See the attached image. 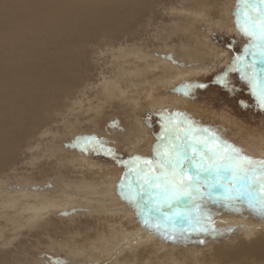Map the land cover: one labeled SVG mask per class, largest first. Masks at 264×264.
Returning <instances> with one entry per match:
<instances>
[{
    "label": "bare ground",
    "instance_id": "6f19581e",
    "mask_svg": "<svg viewBox=\"0 0 264 264\" xmlns=\"http://www.w3.org/2000/svg\"><path fill=\"white\" fill-rule=\"evenodd\" d=\"M205 1L206 0H204V3ZM176 2L178 3V0H0V178L5 176V171H10V169L15 166L16 160H18V162L20 161L17 159L18 156L24 157L27 155H24V152L28 154L35 152L34 155H37L42 148L38 146L39 142H41H38L40 138L39 133L41 132L43 134L45 132L47 134L49 132H47V127L53 123L60 127L65 126L66 131L64 130L65 132L60 136L58 133L53 134L52 139L49 138L52 146L50 148L48 146L46 150L41 153L46 160H52L53 157H56L55 160L53 159L54 163H57L59 159H62L61 163H63L64 158L62 155L63 153H67L68 150L61 146L63 142L58 141L59 138L60 140L63 138L67 140L68 138H77L74 137L76 134H78V137H82L84 135L81 134L90 131L88 126H93L95 123H97L95 124L97 126L100 124L98 127L101 129L103 125L102 121L107 119L110 114L113 116V112L121 110L122 106L126 105L125 107H127V109L125 112L127 113L130 111L137 113L135 115L136 117L141 113V110L148 107L154 108L155 110H163V106H167L172 111L177 108L178 105L176 106V104L179 99L173 100L175 97L168 99L156 98L154 91L155 86L160 84L170 85L174 80H180L179 78L186 79L188 77L189 74L187 73L188 75H186L184 73L189 70L185 69V66L188 64V68L193 59L191 52L186 53V56H188V63L186 65L183 63V60V65L176 64V62L172 61V59H175L173 56L172 59L166 56L169 54V56H171V54L173 55V51L176 53L180 51H177L181 48L177 42L180 37H183L186 42L192 40L193 44L196 46L197 53H199V47L202 48V34L198 32L201 28V24L199 26L198 23L204 22L206 24V18L210 16L208 15L206 17L205 14H207V11H205L206 7L203 5L205 9H202V6L198 4V6L194 4V6L192 4L191 6L189 4L190 6L186 7V9H183V7L182 9H177L176 11L179 13L175 11V13L171 14V17L168 15V17H170L168 19L164 13L168 12L165 11V6L170 5L168 9L170 10L175 6ZM231 4L233 5V3ZM231 4L228 5L232 6ZM212 6L214 7V5L210 7ZM222 6L224 9V11H221L223 16L221 19H218L217 24L220 23L221 25L223 23L228 31L237 30V32L241 33L237 25V18L233 17L236 9L232 13H229L227 9L229 7L225 4H222ZM216 10L217 9H215V11ZM209 12L214 15L212 9H210ZM183 14L187 17L186 22L184 21V25L179 20L182 18ZM213 19H215V17H213ZM213 19L211 17L210 20ZM242 21L243 19H241V22ZM165 24L166 26H164ZM162 26L164 27L162 28ZM160 28L163 30V33H160L162 35L155 33ZM171 36L177 38L171 39ZM192 42H190L191 45ZM155 45H158L155 48L159 50H156L158 51L157 53L152 54L150 50H152L151 48ZM210 46L212 47V45ZM184 50L186 49L184 48ZM203 58L201 57V61ZM168 59H171V61ZM108 65L109 67H107ZM95 70H99V72ZM158 79L162 80L159 81ZM170 102H173V105ZM136 103L138 104V108L135 107ZM113 104H115V106H113ZM79 105H81L80 108ZM107 108L110 109L112 113H109ZM71 109H75L76 111H74L77 114L81 112V116L85 115L91 117L86 121L87 131L82 133V131L79 130L82 125L76 122L77 120L69 122L65 119V113H68ZM192 115H194V113ZM71 116L72 115H70V117ZM129 116L132 115L130 114ZM133 118L134 124H132V131L142 128L139 123V118L137 117L138 121L135 120L134 116ZM202 118L204 121L203 123H199V127L211 129L216 135L222 138V140L238 148L241 155L256 160H264V133H254V130L244 128L241 123L233 122L226 115L214 116L213 113L208 112L205 115L203 114ZM110 119L108 120L111 121ZM108 120L106 121L108 122ZM218 126H223L224 130H222V133L216 130ZM115 127H117V125ZM119 128L120 127L115 129L118 130ZM56 130L58 131L57 128ZM110 130H113V128ZM120 132L122 133L123 131H118V133ZM101 134L103 135V132ZM140 134L141 138L132 137L134 141H129L126 144L130 145L134 142V146L137 144L141 146L139 148L146 146L148 139L147 142H145V136L142 137L144 132ZM43 137L42 139L45 141L47 138L45 137L46 139H44ZM127 138L128 137H126V139ZM103 139L106 140V142L112 141L108 140L105 134ZM141 140L143 144H140ZM125 142L126 141H123V143ZM118 143L120 144L121 142L115 140L112 142L113 145ZM45 152L46 154L43 155ZM48 162L51 163L50 161ZM40 166L41 165H39V169ZM69 169L72 168L69 166L68 170ZM17 170L18 169L15 171ZM41 171L43 170L41 169ZM56 171L58 170L56 169ZM94 171H96L93 175L95 177L98 176L102 178L106 174H108V179L111 176L114 177L113 169H109V172L99 167ZM31 173L32 172H30V174ZM77 173L78 172L75 174L77 175ZM39 174L41 175L40 171ZM46 175H44V178H46ZM81 176L88 175L81 173ZM49 177L51 178L52 176L50 175ZM49 177L47 176V178ZM16 178L14 181H12V178L10 180L6 178L0 179V225L3 224L0 226V238H4L5 236L10 238V235L7 234L9 230L15 232L17 228L26 225L29 226L28 216H22L24 213H28V208H33L34 206L35 218L37 217L35 213H40L42 209L41 205L33 204L32 206L31 203H27V200L31 202L38 200L39 202L40 199L45 207L56 203L53 202L54 200L60 202L57 205L61 207L71 204L74 206L76 205L79 208L75 213L72 212V209L71 212L73 214L69 212L72 216L86 210L81 206H85L89 209L96 208L97 205H99L95 202L97 200H93L95 205L91 203L88 204V202L82 204L88 199V196H86L87 193L84 194V196L82 193H85V190L89 189V187L94 186L89 183L94 182V180L92 181L90 178L82 179L83 182L81 186H71L67 182H63L60 178L59 180L53 181L55 184L53 183L52 185H46L44 183L42 185L43 189L40 190L43 194L40 196L35 195V197H33V195H28L29 191L27 192L26 189L27 180H17ZM34 183L37 182L35 181ZM34 183L32 182V184ZM100 184L108 185L111 184V182L107 183L104 181ZM120 184L121 183L116 181L112 183L114 188L116 187L115 190L117 192L115 194L121 197L122 193L126 195V188L121 189ZM29 189L30 188H28V190ZM104 190L105 189H103V192ZM119 191H121V194ZM106 195L109 196L110 194L107 193ZM31 197L35 200L31 199ZM51 198L54 199L52 201L48 200ZM110 199L112 198L110 197ZM197 199H199V197H197ZM118 203L120 204V202ZM108 204L110 203L108 202ZM116 204L117 203H114V205ZM117 206L118 204L116 207ZM123 206L124 209L122 208L121 210H126V213H128L122 215L124 218L120 217L124 219V222L123 220L119 221L123 224V227L121 230L119 228L117 229L115 225L119 223L118 221L115 222V225L113 222V225L109 223L110 230L106 235H104V232L100 235L99 242L112 243L110 246H114L116 243L129 244L130 241L132 242V234H138L139 236V234L145 233L143 230H137L138 228L135 226L136 221L128 222L127 220H132L133 218L131 217H135L134 215L139 214L140 216H145L148 213L146 211L144 213H138L139 210H132V208L127 209L124 203L122 207ZM187 206L189 207V205ZM193 206H190L191 209L188 210L189 212L195 211L199 207L201 209H211L210 213L203 212L204 216H209L208 218L204 216L199 217L201 220V229L204 227V224H207L212 236H222V238L229 236L233 237L227 239L225 243L220 245L213 244L214 246L211 245L208 247L213 249L211 251L217 254V260L219 258L218 256H220L238 264H252L257 261L260 262L259 264H264V241H262L264 239V231L262 230L264 229V216L250 209L247 204L242 201H228L223 197L217 200L214 198L208 199L206 196L203 201L197 205V209H194ZM139 208L140 207H138V209ZM147 208L149 209V207ZM183 208L185 207L183 206ZM112 209L115 210V208ZM112 209H109L107 212L112 214L114 212ZM116 209L118 210V208ZM33 210H31V212H33ZM47 211H49V209H47ZM117 213L115 214L116 216ZM197 214L199 213L195 215ZM119 216L120 215H118V217ZM15 218H17V221ZM116 218L117 217H115V219ZM30 219L31 216L29 221H31ZM189 219L192 221V217H189ZM131 223L135 224L132 225ZM219 223L224 226H220ZM103 224H106V222ZM153 225L152 227H155V221H153ZM197 226V222H193L191 227H187L190 229L187 231H197V229H195ZM130 227H136L137 229H131ZM129 228L130 230L128 231ZM103 229L107 230V225L106 228ZM170 229L172 228L170 227ZM212 229H215V231ZM167 230L165 229L164 232H167ZM254 230L259 231L258 236L262 237L258 239L255 237L252 239L251 237L256 235L253 234L252 236H248V234H252ZM101 231H98V233L101 234ZM188 234L186 237H188ZM75 241L77 242V239H75ZM96 242L97 241H95V244L99 243ZM137 242L139 244L136 243V245L142 247V252L146 253V249L150 247V245H147V243L149 244L150 242V237L146 241L140 238ZM12 243L13 242H11L10 245H13ZM166 244L168 243L166 242ZM199 245L201 247L202 242L199 243ZM124 246L126 247L127 245ZM124 246L122 245V248ZM195 246L193 244V246L190 247L192 251ZM107 248L110 249V247ZM201 250L203 251V249ZM208 250L210 251V249ZM209 251L204 252L207 253ZM3 252L5 253L4 250ZM181 253L182 252L179 254ZM142 255V253H139V256ZM192 255H194L193 252ZM7 259L8 257L6 254L0 256V264L7 263ZM42 262L43 261H41V264Z\"/></svg>",
    "mask_w": 264,
    "mask_h": 264
},
{
    "label": "rangeland",
    "instance_id": "374dc122",
    "mask_svg": "<svg viewBox=\"0 0 264 264\" xmlns=\"http://www.w3.org/2000/svg\"><path fill=\"white\" fill-rule=\"evenodd\" d=\"M200 1L199 0L198 1L197 0H178V3L176 2L175 6L172 7L170 10H168L170 5L165 6V11H168V12H164V13H165V16L167 17L168 15L171 17V14L175 13L177 9H182V7L183 9L184 8L186 9V7H189L191 4L192 5L194 4L195 6L197 4L199 6L203 5L204 7H206L205 11H207L206 12L207 14H205L206 17L208 15L210 16L206 18L207 20L206 24L204 22L198 23L199 26L201 24L200 26L201 28L198 32L202 34V41H201L202 48L199 47V50H200L199 53H197L196 46L193 44L192 40H190V42H192V45H191L190 42H186L183 37H180V39L177 40V42H178L179 47H181L182 49L179 48L177 50V51L180 50L179 52L176 53L175 51H173L174 52L173 55L171 54V56H169L170 55L169 54L168 56H166L169 58L171 57V59L174 57L176 60L172 59V61L176 62V64L183 65L182 64V60H183L184 61L183 63L186 65L188 63L187 62L188 56H186V53L191 52L193 59L188 68H187L188 64L185 66V69L187 70L189 69V70L186 73H184L186 75L189 74L188 77L186 79L179 78L180 80H174L172 81L170 85L160 84V85L155 86L154 91H155L156 98L159 97V98L168 99V98L175 97L173 100L179 99L176 104V106L178 105L177 108L173 109V111L170 110V108H168L167 106H163V110H159V109L155 110L154 108H149V107L144 108L143 110H141V113H139L137 116L140 120L139 123L143 129L139 128L140 131L139 130L132 131L133 129L132 124H134L133 116L135 117V120H137V117L135 116L137 113H133L131 111L129 113L125 112L127 109L125 105L121 107L122 108L121 110L114 111L113 116H111L110 114V116H108L107 119L102 121L103 125L101 129L100 127H98L100 126V124H98V126L95 125L97 123L93 125L94 127L92 125H89L88 126V129L90 130L89 132L86 130L87 129L86 121H88V119H90L91 117L85 116V115L81 116V112L77 114L75 113L76 111L75 109H71L69 110L68 113L67 112L65 113V119H67V121L69 122H73L74 120L75 121L77 120L76 122H79L80 125H82V127L79 130L82 131V133L84 131H87V133L81 134V135H84L82 137L80 136L78 137V134H76L74 137H77V138H71V139L68 138V140L64 138L60 140L59 138L58 141L63 142L61 143V146L68 150L67 153H63L62 155V157L64 158L63 163H61L62 159H59L57 160V163H54L53 161L55 160L56 157H53V158L51 157L52 160L51 159L46 160V158H44V156H42V153H41L42 151L46 150L48 146L49 148L52 146L51 140L49 141V138L52 139L53 134L58 133V135L60 136L66 131L65 126L60 127L59 125L53 123L51 124L52 126L49 124L50 126L47 127L48 130L47 129L46 130L47 132L49 131L47 134L45 132L42 134L40 132L41 130L39 131L40 140L38 139V142L41 141L42 143L39 142L40 145L38 144V146L42 148L37 153V155H34L35 152H33L32 154H28L27 152H24V155L25 154L27 155H25L24 157L18 156L17 158L20 160L19 161L20 163L18 162V160H16V163L14 164L15 168L12 167L13 169L11 168L10 171L7 170L4 172L5 176L1 178H6L9 180L12 178L13 179L12 181H14L16 177H17L16 178L17 180L26 179L27 180L26 189H27V192L29 191L28 195H33V197H35V195L40 196L41 194H43L42 191L40 190L43 189L42 185L44 183L46 185H49V184L52 185L54 183L53 181L59 180L60 178L62 179L63 182L65 183L67 182L71 186L73 185L81 186L83 182L82 179L84 180L85 178H90L92 181L94 180V182H89V183L93 184L94 186L89 187V189L85 190V193H82L83 196L86 193H87L86 196H88V199H86L82 204H86L88 202V204L91 203L95 205V203H93L94 202L93 200H97L95 202H97L96 204H99L97 205L96 208H89V209L86 208L85 206H81L86 210L81 211L82 213H77L76 215L74 214V216H72L73 214L72 212L75 213V211L79 208L76 205L75 206L72 204L68 205L69 208L68 206L61 207L60 205H57L60 202H57L56 200H54L53 202H56V203H53V205H49L45 207V205H43L44 203H42L40 199H39V202L38 200L33 201V202L27 200V203H31L32 206L33 204L41 205L42 209L40 213H35L37 214V217L35 218L34 210H33L34 206L33 208H28V213L27 214L24 213V215L22 216L24 217L28 216L29 226L26 225L21 228H17L15 232H13L12 230H9V233L7 234L10 235V238H13V239L8 238L7 236H5L4 238H0V256H3V254H6L8 257L7 263L5 262L4 264H9V263L10 264H41V261H43L42 264H84V263L85 264H135V263L136 264H172V263L173 264H238V263L231 261L230 259H225L224 257H220V256H218L219 258L217 260V254H215L214 251H211L213 249L208 248L213 244L220 245L222 243H225L227 239L233 238L232 236L222 238V236L217 235L218 237H214L212 236V233H210V229L208 231L197 230V231L189 232L187 231V230H190L187 228L189 227L187 224L185 225L187 229L185 232L179 231L178 228L177 230L173 231L172 229H170L171 226H168V228L164 227L162 218H161V232H163V234H161V232L156 231L155 227H149L147 225H143L145 224L143 220L147 215L140 216L138 214V215H134L135 217H131L133 218L132 220L130 219L127 220L128 222L136 221L135 222L136 224L135 223H131V224L132 225L135 224V226H137L138 229L136 227L135 228L130 227L131 229H137V230L140 229V231L142 230L145 231L144 234L141 233L139 234V236L138 234L136 235L132 234L134 238L131 236L132 242L130 241L131 244L129 243L131 246L129 244H120V243H116L118 247L116 246V244H114V246H110L112 243L108 244L106 242L98 241L100 240V235H102L103 232L105 233L104 235H106V233L110 230L109 223L110 225H113V224L115 225V222L117 221L119 222L123 220L124 222V219H121V218H124V216L122 217V215L124 213L125 214H128V213H126L127 212L126 210H121L122 208L124 209V206L122 207L123 203L126 205L127 209L132 208V210L133 209L139 210L138 213H144L145 211L148 213L149 211L147 207H141V206L134 205L129 202L128 197L130 195V191H129L130 187L131 188L137 187L136 177L129 171V168L126 167L124 163H120L119 161H127L131 163V158L137 157V156L145 160H152L155 158L154 148L158 142V138L160 137V133H161L162 118L159 115L160 113H164L165 116L172 115L174 113L183 114L177 119L183 120L184 118H187V120L194 122V125L198 127H199V123L200 122L203 123L204 121L202 118L203 114L205 115L206 113L209 112V113H213L214 116L215 115L216 116L226 115L233 122L241 123L242 126H244V128H249L251 130H254L255 131L254 133L256 132L264 133V110H261V108L259 107L256 99L252 95L250 86L247 84L245 80L241 79L240 72L230 70V66L233 64L235 56L243 54V50L250 43V38L243 35L242 32L241 33L237 32V30L228 31L224 27L223 23L221 25L220 23L217 24L218 19H221V17L223 16L222 15L223 13L221 12V11H224L222 4L223 5L225 4L226 6L229 7L227 8L229 13H232L236 9L234 11L233 17L237 18V9L241 6L240 2L239 0H206L205 3H204V0H200ZM206 2L207 3L212 2L213 4L210 3L209 5V3L207 4ZM231 3H233V5ZM228 4H231L232 6ZM211 5H214V7L213 6L210 7ZM203 6H202V9H205ZM208 7L214 11L213 14L215 16L210 14L209 12L210 9ZM215 9H217L216 10L217 12L215 11ZM177 12L178 11H176V13ZM170 17H168V19ZM211 17L212 19L213 17H215L216 20L215 19L210 20ZM171 19H174V18H171ZM186 19H187L186 15L183 14L182 18H180L179 20L184 25V23L186 22ZM241 19H243V17H241ZM164 26H166V24ZM164 26H162V28ZM159 30L156 31L155 33L158 35H162L160 33H163V30L162 29L160 31ZM174 36H171V39L177 38ZM210 45H212V47ZM157 46L158 45H155L151 48L152 50H150V52L152 51L151 52L152 54L158 52L156 50H159V49L155 48ZM184 48L186 50H184ZM200 56L202 58L204 57L202 61H201ZM171 59H168V60L171 61ZM248 59H250V57ZM196 61L200 63H197ZM107 67H109V65ZM95 71L99 72V70H95ZM158 80L161 81L162 79H158ZM199 85H203V87H199ZM185 91H187V94H185ZM179 101L181 102V104ZM170 103L173 105V102H170ZM137 105L138 104L136 103L135 104L136 108H138ZM113 106H115V104H113ZM80 107L81 105H79V108ZM187 109H188V112H187ZM192 111H195V112H192ZM108 112L112 113L110 112V109H108ZM193 113L194 115H192ZM130 114L132 116H129ZM70 115L72 116L70 117ZM108 119H110L111 121L113 120V121L111 122ZM125 119H127L128 121ZM106 120H108V122ZM116 125L117 127H115ZM182 126H185V125H182ZM118 127H120L118 130L115 129ZM56 128L58 129V131L56 130ZM111 128H113V130H110ZM120 130L123 131L122 132L123 134L121 132L118 133V131ZM216 130L222 133V130H224V128L223 126H218ZM98 131H100L101 133L103 132V135ZM141 132L142 133L144 132V135H142V137L145 136L144 137V139L146 140L145 142H147V139H148L146 146L139 148L141 146L139 144L134 146L133 145L134 142H132V144L130 145L126 144L129 141H134L132 137L141 138V134H140ZM98 133H100L101 135ZM104 134L108 140H112L111 142L110 141L107 142L105 147L113 149L116 154L115 157L112 155H106L103 151H94L93 148L98 147L96 145H92L91 147L88 146L86 149L82 148L81 143H80L82 138L88 137V136H94V137L104 140L103 139ZM42 137L44 139L46 138L47 139L44 141ZM126 137L128 138L126 139ZM114 140L117 142H121V143L113 145L112 142H114ZM123 141H126V142L123 143ZM140 144H143L142 140ZM161 150L163 151V149ZM46 152L43 155H45ZM42 159L44 160V162ZM48 161H50L52 164L49 163ZM39 165H41L40 169H39ZM67 166L68 168L70 166V168L72 169L68 170ZM96 167L98 168L101 167L105 169L106 171H109V169L111 170L113 169L114 177L111 176L108 179L107 177L108 174H106L102 178L98 176L96 177L93 176L94 173H96V171L94 170L98 169ZM16 169H18L17 170L18 172L15 171ZM41 169L43 171H41ZM56 169L58 171H56ZM39 171L41 175L39 174ZM30 172L32 173L30 174ZM76 172H78L77 173L78 176L75 174ZM47 173H50V174H47ZM81 173L84 175H88V176H81ZM44 175H46V178H44ZM50 175L52 176L51 178L49 177ZM47 176L49 178H47ZM122 178H123V181H122ZM35 181L37 183H34ZM104 181H106L107 183L111 182V184L101 185L100 183ZM115 181L119 183L123 182V185H124L123 188H126L125 190L126 195L123 193L121 194V191H119V193L122 195L121 197L118 194H115L117 192L115 190L116 187L114 188V186L112 185V183L113 182L115 183ZM32 182L34 184H32ZM28 188L30 189L28 190ZM103 189H105L104 190L105 193L103 192ZM107 193H109L110 195L107 196L106 195ZM215 195L216 194H214V199H216ZM33 197H31V199H34ZM110 197L112 199H110ZM117 197L118 198L120 197V198L118 199ZM53 199L54 198H51L48 200L52 201ZM107 200L110 204H108ZM118 202H120V204ZM201 202L202 201L200 199H196L195 201H186L184 203L185 208H182L184 209L183 211L188 214V217H192L191 224H193V222L199 221V223H197L198 226L195 229H198V228L201 229L200 228L201 220L199 219V217L204 216L203 212H206V213L211 212V209L209 208L201 209L199 207L197 209V205ZM114 203H117L118 206L116 207L117 204L114 205ZM194 204L195 205L197 204V205L195 206ZM187 205H189V207ZM119 206H120V210H119ZM186 206H187V210H186ZM190 206H193L194 209H197V210L195 211L193 210L192 212H189L188 210L191 209ZM138 207L140 208L138 209ZM148 207H154V206H148ZM112 208H115V210H113ZM116 208H118V210ZM47 209H49V211H47ZM71 209H72V212H71ZM109 209H112L114 212L115 211L116 212L115 213L111 212L112 214H110L109 212H107ZM31 210H33V212H31ZM69 212H71L72 214ZM116 213H117V216L115 215ZM196 213H199L200 215L199 214L195 215ZM118 215L120 216L118 217ZM30 216H31L30 220L33 222L29 221ZM115 217L117 218L115 219ZM204 217L208 218L209 216L208 217L204 216ZM15 220L17 221V218H15ZM105 222L106 224H103ZM106 225H107V230L103 229V228H106ZM115 226L117 227V229L119 228L121 230V228L123 227V224L119 222ZM204 226H208V225L204 224ZM220 226H224V225L221 224ZM130 228L128 229V231L130 230ZM165 229L166 230L169 229V230H167V232H164ZM262 230L264 231V229ZM98 231H101L102 233L100 232L101 234H99ZM258 232L259 231L254 230V232L252 234H248V236H252L254 234L256 236H252L251 238L254 239L256 237V239H258L262 237V236H258L259 235ZM11 234L12 236H15V237H12ZM187 234H188V237H186ZM149 237H150V242L152 243L150 242L149 244L147 243V245H150V247L146 249L147 250L146 253H143L141 250L142 247L140 246L138 247L136 243L139 244L137 241H139L140 238H142L143 241H146ZM75 239H77V242L75 241ZM95 241L99 243L96 242L97 244H95ZM197 241H198V245H197ZM200 241L202 242V246H201L202 248L199 245V243H201ZM262 241H264V239ZM11 242H13L12 243L13 245H10ZM166 242L168 244H166ZM2 243L5 245H3ZM193 244L194 246L195 245L196 246L192 251L190 247L193 246ZM122 245L123 246L127 245L128 247L124 246L122 248ZM115 246L117 247V249ZM107 247H110V249H108ZM200 248L203 249V251ZM79 249H81L82 251ZM208 249H210V251ZM3 250L5 251V253L3 252ZM204 251H209V252L206 253ZM180 252L182 253L179 254ZM192 252L194 255H192ZM139 253H142L143 255L139 256ZM183 253H184V256H183ZM69 258L71 261L69 260ZM181 258L184 260H182ZM259 263L260 262L257 261L256 263L254 262L252 264H259Z\"/></svg>",
    "mask_w": 264,
    "mask_h": 264
},
{
    "label": "snow or ice",
    "instance_id": "6c2138e0",
    "mask_svg": "<svg viewBox=\"0 0 264 264\" xmlns=\"http://www.w3.org/2000/svg\"><path fill=\"white\" fill-rule=\"evenodd\" d=\"M239 2L237 25L243 35L250 38V43L242 55L235 56L230 70L240 72L241 79L250 86L252 95L264 110V0ZM159 115L162 123L154 148L155 158L145 160L137 156L131 158V163L119 161L136 177L137 187H130L129 202L141 207L154 206L149 207L143 220L145 225L152 227L155 221L156 231L161 232L162 218L165 228L171 226L173 231L177 228L186 231L185 225L191 227V221L182 210L184 203L195 201L197 197L201 201L205 196L213 199L214 194L216 199L242 201L264 216V160L241 155L238 148L209 128L195 126L187 118L177 119L183 114ZM80 143L82 148L97 145L94 151L116 155L113 149L105 147L106 141L97 137H84ZM123 187L121 182V189ZM197 230L208 231L209 228L204 226Z\"/></svg>",
    "mask_w": 264,
    "mask_h": 264
}]
</instances>
